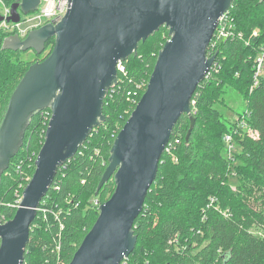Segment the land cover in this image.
Listing matches in <instances>:
<instances>
[{
	"label": "trees",
	"instance_id": "16d2710c",
	"mask_svg": "<svg viewBox=\"0 0 264 264\" xmlns=\"http://www.w3.org/2000/svg\"><path fill=\"white\" fill-rule=\"evenodd\" d=\"M6 1L9 5L16 2ZM227 12L241 36L222 39L211 52L216 54L214 64L193 94L191 114L183 113L173 127L167 144H171L170 150L165 149L156 179L134 221L137 243L120 264H264V234L252 231L258 227L264 232V75L254 85L256 57L264 48V0H232ZM169 30L166 25L160 27L140 41L137 52L124 61L126 73L118 71L117 83L104 98V120L58 168L40 202L52 213L44 218L37 212L24 264H69L94 225L99 216L94 201L104 203L116 189L113 174L97 193L115 138L137 104L127 94L145 81L137 101L141 99L159 51L170 38ZM6 36L0 32V126L14 90L40 57L36 53V59L25 60L23 50L4 49ZM54 45L53 37L41 59ZM226 86L243 95L249 111L246 121L256 136L236 128L235 122L228 123L219 113L216 104L224 102ZM51 115V108L32 115L20 149L1 175L2 222L15 215L36 170ZM191 115L196 122L186 140ZM229 132L237 148L235 164L223 154V137ZM232 174L242 182L238 192L229 184ZM59 210L56 218L53 212Z\"/></svg>",
	"mask_w": 264,
	"mask_h": 264
},
{
	"label": "water",
	"instance_id": "95a60500",
	"mask_svg": "<svg viewBox=\"0 0 264 264\" xmlns=\"http://www.w3.org/2000/svg\"><path fill=\"white\" fill-rule=\"evenodd\" d=\"M41 0H17L8 20L38 8ZM232 0H68L58 22H48L4 39L3 48L44 53L32 63L14 90L0 126V178L20 149L30 118L51 108L36 170L13 218L0 221V264H24L31 224L58 168L105 116L103 101L117 83L118 63L125 61L163 25L170 38L159 51L147 88L117 134L110 163L97 193L114 174L116 189L99 207V216L69 264H120L134 250L133 225L156 179L159 162L183 113L212 67L207 56L220 17ZM20 9V10H19ZM3 17L0 15V21ZM186 140L196 118L190 116Z\"/></svg>",
	"mask_w": 264,
	"mask_h": 264
},
{
	"label": "built area",
	"instance_id": "2783aa9c",
	"mask_svg": "<svg viewBox=\"0 0 264 264\" xmlns=\"http://www.w3.org/2000/svg\"><path fill=\"white\" fill-rule=\"evenodd\" d=\"M0 7H1L0 15L3 17V19L0 21V32L7 34V36L18 34L19 36L25 37L31 30L39 28L40 26L48 22L60 21L68 10V0H41L37 9L25 13V17H23L21 14V18L19 22L8 20V17L11 15L12 7L7 3L6 0H0ZM227 11L220 17L218 21L214 36L209 44V47H211V51L207 53L208 57L213 56L211 55V52H213L218 42H220L222 39L241 36V34H237L233 18L228 14ZM253 34L257 35V31H254ZM117 67H118V71H122L123 73H126V67L124 61H119ZM262 75H264V48L259 52V54L256 57L254 85L258 84L259 78ZM145 84H146L145 81H141L137 83L136 89L130 90L128 92L127 94L128 98H130L132 102L135 103L138 102L137 97L139 96V91L145 87ZM245 115H249L248 110H246L244 114L239 115L237 117V120L233 121L236 123V128H241L244 131H247L250 135L256 136L257 135L256 131L248 126ZM223 140L225 143V149L229 151L230 154L229 157H231L233 152L235 151L233 134L230 132L226 133L223 137ZM170 146L171 144L168 147L166 146L167 150H170ZM18 167L21 168L20 164L18 165ZM22 186L23 184L21 183L20 187ZM18 194L19 193L17 192L16 195ZM22 195L20 196L19 199V205L22 199ZM94 204L97 205L99 209L101 202L96 199L94 201ZM38 211L43 215L44 218H47L49 213H52V210L43 206L42 204L39 205V207L37 208V212ZM59 213H61L60 210L53 212V215L56 218H58Z\"/></svg>",
	"mask_w": 264,
	"mask_h": 264
},
{
	"label": "rangeland",
	"instance_id": "374dc122",
	"mask_svg": "<svg viewBox=\"0 0 264 264\" xmlns=\"http://www.w3.org/2000/svg\"><path fill=\"white\" fill-rule=\"evenodd\" d=\"M22 16L25 17V13H22ZM22 58L25 60H33L37 58V54L34 50H27L26 52L25 51L23 52ZM233 86H226L224 102L216 104V108L219 110V113L223 115L224 119L228 123L237 120V117L239 116L238 113L243 112L244 110L247 109V103L243 95L237 89L234 88L235 86L234 87ZM236 152H237V148H235V152H233V155L229 157L230 156L229 151L225 149V147L223 150V154L227 156L229 159H232V163L234 161L236 162V159L234 160V153ZM229 184L231 185L234 191L238 192L242 182L240 178H238L235 174H232L231 177L229 178ZM252 231L253 233H257L261 236L264 234V232H262V230L258 227H253Z\"/></svg>",
	"mask_w": 264,
	"mask_h": 264
},
{
	"label": "flooded vegetation",
	"instance_id": "af4514ba",
	"mask_svg": "<svg viewBox=\"0 0 264 264\" xmlns=\"http://www.w3.org/2000/svg\"><path fill=\"white\" fill-rule=\"evenodd\" d=\"M16 1H17V0H16ZM19 10H20V9H19ZM20 12H21V14L24 13V12H22V11H20ZM26 36H27V35H26ZM26 36H25V37H26ZM20 37H22V36H20ZM22 38H24V37H22ZM29 50H33V49H29ZM44 54H45V52L42 53V54H38V56H40L38 60H40V59L43 57Z\"/></svg>",
	"mask_w": 264,
	"mask_h": 264
}]
</instances>
